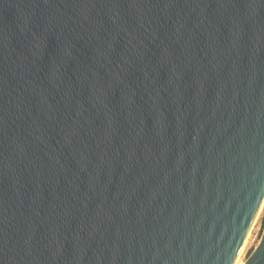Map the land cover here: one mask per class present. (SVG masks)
Segmentation results:
<instances>
[{
  "label": "water",
  "instance_id": "water-1",
  "mask_svg": "<svg viewBox=\"0 0 264 264\" xmlns=\"http://www.w3.org/2000/svg\"><path fill=\"white\" fill-rule=\"evenodd\" d=\"M263 201L264 0H0V264H235Z\"/></svg>",
  "mask_w": 264,
  "mask_h": 264
},
{
  "label": "rangeland",
  "instance_id": "rangeland-1",
  "mask_svg": "<svg viewBox=\"0 0 264 264\" xmlns=\"http://www.w3.org/2000/svg\"><path fill=\"white\" fill-rule=\"evenodd\" d=\"M263 230H264V207L262 208L259 218L252 230L248 246L246 247L242 255V264L246 263L250 255L254 252V250L258 246L263 235Z\"/></svg>",
  "mask_w": 264,
  "mask_h": 264
},
{
  "label": "bare ground",
  "instance_id": "bare-ground-1",
  "mask_svg": "<svg viewBox=\"0 0 264 264\" xmlns=\"http://www.w3.org/2000/svg\"><path fill=\"white\" fill-rule=\"evenodd\" d=\"M263 207H264V201H263L262 206H261V208H260V211H259V213H258V215H257V217H256V220L254 221V224L252 225V227H251V229H250V232H249L248 235H247V238H246V240H245V242H244V244H243V246H242V249H241V251H240V253H239V255H238V257H237V259H236V261H235V264H242V255H243V253H244L246 247L248 246V243H249V241H250V235H251L252 230H253V228H254V226H255V224H256L258 218H259V215H260V213H261Z\"/></svg>",
  "mask_w": 264,
  "mask_h": 264
}]
</instances>
